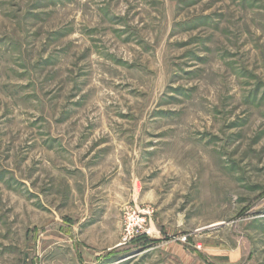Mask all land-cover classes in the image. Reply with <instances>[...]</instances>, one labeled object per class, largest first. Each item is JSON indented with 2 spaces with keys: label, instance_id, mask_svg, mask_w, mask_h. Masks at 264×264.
<instances>
[{
  "label": "rangeland",
  "instance_id": "rangeland-1",
  "mask_svg": "<svg viewBox=\"0 0 264 264\" xmlns=\"http://www.w3.org/2000/svg\"><path fill=\"white\" fill-rule=\"evenodd\" d=\"M0 264H264V0H0Z\"/></svg>",
  "mask_w": 264,
  "mask_h": 264
},
{
  "label": "built area",
  "instance_id": "built-area-1",
  "mask_svg": "<svg viewBox=\"0 0 264 264\" xmlns=\"http://www.w3.org/2000/svg\"><path fill=\"white\" fill-rule=\"evenodd\" d=\"M138 211L139 210L136 208L130 209L129 213L127 214L125 232L130 238L137 237L133 234L137 235L138 229L143 225V219L141 220V218L139 217Z\"/></svg>",
  "mask_w": 264,
  "mask_h": 264
},
{
  "label": "trees",
  "instance_id": "trees-1",
  "mask_svg": "<svg viewBox=\"0 0 264 264\" xmlns=\"http://www.w3.org/2000/svg\"><path fill=\"white\" fill-rule=\"evenodd\" d=\"M140 240H148L146 237H142V238H137L136 240H133L131 243H136V242H139Z\"/></svg>",
  "mask_w": 264,
  "mask_h": 264
}]
</instances>
